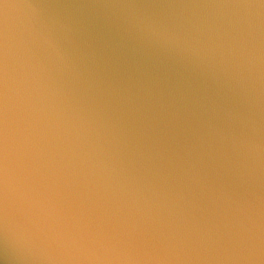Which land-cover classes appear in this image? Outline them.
I'll return each mask as SVG.
<instances>
[{"label":"water","instance_id":"water-1","mask_svg":"<svg viewBox=\"0 0 264 264\" xmlns=\"http://www.w3.org/2000/svg\"><path fill=\"white\" fill-rule=\"evenodd\" d=\"M0 264H264V0H0Z\"/></svg>","mask_w":264,"mask_h":264}]
</instances>
